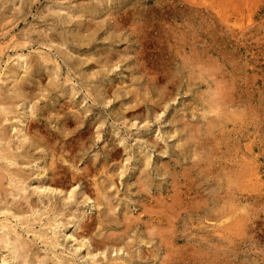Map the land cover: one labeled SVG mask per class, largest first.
I'll return each mask as SVG.
<instances>
[{
	"label": "rangeland",
	"instance_id": "374dc122",
	"mask_svg": "<svg viewBox=\"0 0 264 264\" xmlns=\"http://www.w3.org/2000/svg\"><path fill=\"white\" fill-rule=\"evenodd\" d=\"M0 264H264V0H0Z\"/></svg>",
	"mask_w": 264,
	"mask_h": 264
},
{
	"label": "bare ground",
	"instance_id": "6f19581e",
	"mask_svg": "<svg viewBox=\"0 0 264 264\" xmlns=\"http://www.w3.org/2000/svg\"><path fill=\"white\" fill-rule=\"evenodd\" d=\"M214 106V105H213ZM206 152V151H205ZM208 172V171H207ZM233 184V183H232ZM54 188V187H53ZM185 190V189H184ZM161 200V199H160ZM171 200V199H170ZM181 200V199H180ZM185 200V199H184ZM165 203V202H164ZM163 208V207H162ZM150 215V214H149ZM145 219V218H144ZM164 219V218H163ZM77 222V221H76ZM146 222V220H145ZM148 222V221H147ZM152 223V222H151ZM148 226V225H147Z\"/></svg>",
	"mask_w": 264,
	"mask_h": 264
}]
</instances>
